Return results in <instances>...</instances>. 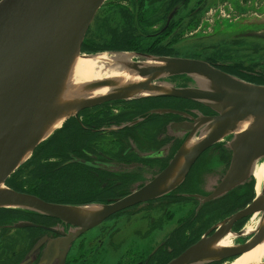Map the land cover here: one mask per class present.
Returning <instances> with one entry per match:
<instances>
[{"label":"water","instance_id":"1","mask_svg":"<svg viewBox=\"0 0 264 264\" xmlns=\"http://www.w3.org/2000/svg\"><path fill=\"white\" fill-rule=\"evenodd\" d=\"M105 2L106 0L0 1V185L4 186L6 180L38 145L55 129L60 128H52L54 122L62 120V125L83 109L111 101L172 97L197 102L214 115L199 114L192 124L182 127L190 133L203 128L199 142L186 148L191 140L189 133L188 139L157 177L111 205L97 207L55 204L6 187L0 189V209H25L75 225L82 232L97 225L111 213L172 191L181 184L199 155L225 137H231L228 145L232 152L229 168L204 202L220 197L245 182L252 173L254 163L264 158V86L241 80L204 61L123 52L131 53L135 59L125 63V68L132 71L139 80L145 79L138 84L117 88L108 82L89 83V88H109L110 92L96 98L61 103L60 96L68 72L74 59L81 54L83 40L97 10ZM140 60L153 61L162 66L138 64ZM190 76L196 78L191 80L188 78ZM164 77L171 79L170 81L189 79L193 85L189 86V82H185L182 86L173 87L168 83L167 86L160 84L156 89L148 88L152 81H162ZM154 112L165 113L168 110ZM247 118L252 119L253 124L244 131L236 132V125ZM256 212L263 213V216L254 238L237 245L231 252L211 249L215 241L232 230L234 222ZM220 224L222 225L218 231L214 229L211 235H204L167 264L221 262L238 257L264 240V194L255 196L243 209ZM31 225L20 223L17 226ZM240 232H236L237 237H241Z\"/></svg>","mask_w":264,"mask_h":264},{"label":"flooded vegetation","instance_id":"2","mask_svg":"<svg viewBox=\"0 0 264 264\" xmlns=\"http://www.w3.org/2000/svg\"><path fill=\"white\" fill-rule=\"evenodd\" d=\"M203 3L189 0H129L131 17L138 21H130V27L142 35L140 24L142 21L149 22L150 29L141 38L144 41L153 40L164 34L166 29L164 41L172 38L175 32V29L172 32L169 30V21L172 18L180 21L200 13L199 7ZM113 9H108L105 13H111ZM119 10H116L117 14H121ZM164 16L167 17L165 23ZM196 31L190 32L187 26L181 31V37H187L186 41L193 40L194 37L205 41L204 36ZM136 52L147 53L152 52V49L141 46ZM261 85L264 86V82ZM190 101L153 97L134 101H111L91 107V110L87 108L89 113L100 112V117L94 115L92 118L101 120L96 123L90 116L85 115L71 119V124H80L79 127L83 130L73 133L79 135L77 142L72 139L67 142L68 146H60L54 155L42 161L49 163L55 172L66 170L67 175H70L69 179L64 180L79 181L73 185L71 191L78 199L75 203L51 202L34 196L61 205L101 207L111 205L142 188L168 166L188 139L189 132L182 127L192 124L199 114L214 115L205 106ZM162 109L168 112H154ZM83 119L86 126L82 125ZM71 133L72 131L61 130L57 131V136L63 134L69 138ZM84 138L87 141H82ZM225 141L224 138L222 142L202 152L181 184L172 191L111 213L85 231L79 232L81 228L56 218L20 215L24 219L28 218L13 225V230L23 231L21 234L5 231V227L0 228V264H167L196 244L204 235H211L215 227L210 229L214 225L243 209L255 197L254 179L250 175L245 182L224 194L227 196L230 193L232 198H242V205L225 206L227 203L222 201L224 195L204 202L205 197L213 192L229 168L232 152L227 147L230 140L223 145ZM209 150L214 151L217 156L209 153L206 156ZM211 158L219 164L224 162L227 168L212 191L207 194L202 185L209 178L203 171ZM249 195L251 198L248 200ZM209 204H213V211L206 209L211 208ZM222 209L225 212L214 217ZM201 213H210L215 219L204 227L199 219L193 220V217L198 218ZM247 218L234 222L232 231H240ZM20 223L32 225L18 227ZM247 240L248 237L239 238L235 243L241 245ZM15 241H22L21 247ZM14 243L16 247H13Z\"/></svg>","mask_w":264,"mask_h":264},{"label":"rangeland","instance_id":"3","mask_svg":"<svg viewBox=\"0 0 264 264\" xmlns=\"http://www.w3.org/2000/svg\"><path fill=\"white\" fill-rule=\"evenodd\" d=\"M1 1V0H0ZM148 1V0H147ZM189 1H197L204 2L201 7L200 13L192 14L187 19H181L180 21H176V19H171L170 22V31L173 33L172 38H166L163 41V38L166 34V29L164 30V34L160 35L157 38H153V40H146L145 45L147 44L148 49H152V52L147 53H157L164 52V55L158 56H169V57H179V58H191L199 61H204L220 69L223 72V68L229 70H233L234 72L243 75V76H258L261 75L264 77V0H189ZM182 2V1H181ZM110 3L115 7L109 6ZM129 0H107L101 9L96 13L90 27L85 35L81 46V53L85 54H95L88 53L85 50L83 51V45L85 43H90L91 45H99L104 44V47L107 48V44L110 45L113 37H115V31L113 29V25L118 23L120 20H127V33L129 34L128 40H132L134 37L140 35L139 31L134 32L130 27V21H134V23H138L133 17H131L130 12H132L131 7H129ZM109 6V7H108ZM123 7V8H122ZM113 9L111 13L105 11L108 9ZM118 8L121 14H117ZM133 8V7H132ZM123 9V10H121ZM117 10V11H116ZM125 17V18H124ZM108 18V19H107ZM166 22V16H164ZM189 27V31L193 32L197 30V34H201L204 36L205 41H199L196 37L193 40L189 39L186 41L187 37H181V31L185 30L186 27ZM137 27L136 25L134 26ZM198 27V28H197ZM125 28V29H126ZM195 34V33H194ZM160 38V39H159ZM178 38V39H177ZM118 39V36L114 38ZM125 40V39H123ZM122 41L118 39L117 45H121ZM127 40L123 43L126 44ZM145 47V48H146ZM85 49H87L85 47ZM113 51V50H111ZM116 51V50H115ZM121 52H128L123 50H117ZM96 52V53H102ZM132 52V51H131ZM136 52V51H135ZM146 53V54H147ZM169 53V54H168ZM155 55V54H154ZM228 73V72H226ZM233 75V74H232ZM234 76V75H233ZM237 77V76H235ZM239 78V77H237ZM241 79V78H240ZM189 79H172L174 83L177 84V87L182 86L183 83H187ZM243 80V79H241ZM248 82V81H247ZM189 86H192L191 82L188 83ZM260 85V84H256ZM87 110V111H86ZM91 110V108H90ZM88 109H84L78 112L79 115H86L89 111ZM75 117H71L63 122L60 128L55 129L52 134L46 138L49 139L55 134L58 130H60L67 122ZM82 125L86 126L85 119L82 120ZM80 125V124H79ZM231 139V137H230ZM225 137L226 144L228 140ZM46 140H43L38 146L43 144ZM229 145V141L227 147ZM37 149V148H36ZM35 149V150H36ZM35 150L29 156V158L19 166L22 167L26 164L33 156H35ZM217 156L214 151L209 150L206 154ZM41 157V156H40ZM50 156L46 158H39V161L44 159H48ZM213 162L215 164L213 165ZM48 164V163H47ZM18 168V169H19ZM227 165L224 166V162L217 163L214 158L209 160V163L205 166V170L203 172L206 173L209 179L208 182L203 184V190L205 193H210L212 189L215 187V184L220 179L222 173L226 170ZM17 169V170H18ZM16 170V171H17ZM15 171V172H16ZM221 173V174H220ZM211 174V175H209ZM70 175V174H69ZM220 175V176H219ZM206 176V177H207ZM10 178V177H9ZM8 178V179H9ZM7 179V180H8ZM28 179V178H27ZM37 181L42 184L44 187V191H42V195L48 199V196H51L53 200L57 202L63 201H71L66 203H75L74 201L78 198L75 197V193L71 194L69 192L70 188L77 184L79 181L75 179H71V181H66L63 178H59L58 174H55L53 179L44 178L40 176L37 177ZM254 179V178H253ZM6 180V181H7ZM5 187L12 189L9 185L5 183ZM75 188V187H74ZM73 188H71L72 190ZM24 191L31 193V189L29 187H24ZM230 193L222 197V201L228 205H232L235 201L234 206L240 204L242 205L241 198L235 199L229 196ZM47 201V200H46ZM213 207V206H212ZM210 209V211L214 210V207ZM28 219V218H25ZM18 213H13L9 211V209H0V228L5 227V231L9 232H18L21 234L23 231L13 230L15 222H19V220H25ZM215 218L210 219L212 221ZM249 220L248 218L245 220L242 227ZM191 221V220H190ZM209 221V222H210ZM204 221L203 219H199V223L201 224ZM213 222V221H212ZM218 224L214 225L210 230L216 227ZM207 226V224H206ZM11 229V230H9ZM242 229V228H241ZM240 229V230H241ZM17 237H14L16 239ZM18 246L21 247L22 241H15ZM220 262H210L206 264H219Z\"/></svg>","mask_w":264,"mask_h":264},{"label":"bare ground","instance_id":"4","mask_svg":"<svg viewBox=\"0 0 264 264\" xmlns=\"http://www.w3.org/2000/svg\"><path fill=\"white\" fill-rule=\"evenodd\" d=\"M107 1V0H106ZM104 5V4H103ZM102 5V6H103ZM101 6V7H102ZM99 8V10L101 9ZM97 10V12L99 11ZM96 12V13H97ZM135 60L131 53L123 52H102L98 54H85L81 53L77 56L68 72L67 80L64 85V89L61 92L60 102L65 103L69 100L76 99H90L96 98L98 96L107 94L110 92L109 88L105 89H95L89 88L87 85L93 82H108L114 87H123L138 84L141 82L135 74L125 68V63H130ZM138 64L143 65H152L154 67H160L162 64L154 63L153 61H143L140 60ZM191 80H194L196 77H188ZM171 79L164 77L163 80L156 79L152 81L149 85V89L159 88L160 84L167 86L169 83L170 86L177 87L178 82L174 83L170 81ZM168 81V82H166ZM164 87V86H163ZM150 92V91H149ZM143 95H136V97H142ZM62 120H57L53 123L52 128H58L61 126ZM245 122V123H244ZM236 125L237 131H244L248 129V126L253 124V120L247 118L246 121ZM203 128L196 130L195 133L189 132L191 140L187 144L186 148H191L199 142V136L203 132ZM222 142V141H220ZM252 178H254V189L253 192L256 197L264 194V158L260 161H256L252 167ZM0 189H6L5 184L0 185ZM20 210V209H18ZM22 210V209H21ZM25 210V209H24ZM263 213L256 212L253 215L249 216V220L240 230L241 237H237L236 231L232 230L224 235L219 240L215 241L211 249L216 251H221L223 253L234 251L237 247L235 241L239 238L248 237L249 240L254 238L257 235V228L260 225L261 218ZM215 228L216 231L220 229L219 226ZM264 262V240L256 244L254 247L248 248L243 254L239 255L236 258L228 259L221 261L220 264H262Z\"/></svg>","mask_w":264,"mask_h":264},{"label":"trees","instance_id":"5","mask_svg":"<svg viewBox=\"0 0 264 264\" xmlns=\"http://www.w3.org/2000/svg\"><path fill=\"white\" fill-rule=\"evenodd\" d=\"M127 21L126 20H120V22H118L117 24L115 23V25H113V29L117 32H115V37L118 36V39L120 41H122L121 45H117L118 39H115V37H113L110 46H107V48L104 47V44H101L102 46L99 45H91L90 43H85L83 45V51L85 50L88 53H96V52H101V51H117V50H123V51H129V52H134V51H138L139 48L141 46H143L144 48L146 47L145 45V41L141 38V36L143 35V33L147 32L151 26V24L149 22L146 21H142V23L139 26V30L142 32V35H138L136 37H134L132 40H128L129 34L127 33V28H126V24ZM126 24V25H125ZM130 24V23H128ZM126 28V29H125ZM125 39V40H123ZM127 40L126 44H123L125 41ZM112 44V45H111ZM85 47L87 49H85ZM147 47L148 44H147ZM146 47V48H147ZM143 51V50H141ZM146 53V52H145ZM155 55H163L164 52H158V53H153ZM224 71L228 72L229 74H233L234 76H237L243 80H246L248 82H251L253 84H263V77L261 75H258L260 78H257L255 76H243L240 75L236 72H234L233 70H229L223 68ZM149 101V100H146ZM191 103H195L193 101H190ZM87 111V110H86ZM97 115V116H101L100 112L98 113H86L85 116H90V119L92 118V116ZM74 120V118H73ZM93 122H96L97 120H101L98 118H92L91 119ZM97 123V122H96ZM64 127V128H63ZM59 131H69L72 133L69 135V138H67L65 135L63 134H59L57 136V132L55 135H53L51 138L47 139L43 144H41L40 146L37 147V149L35 150V156L36 157H32L28 162H26L25 165H23L22 167H20L16 172H14L10 178L7 180L6 184L9 185L11 188H13V190L17 191V192H21V193H28L26 191H24V187H29L31 189V193L28 194H33L39 197H42L48 201L51 202H57L56 200H53L51 196H48V199L46 197H44V195H42V191H44V187L42 186V184L40 182H38L37 177L39 178L40 176L43 177V179L45 178H49V179H53L55 174L59 175V178H63L69 179V175H67L66 170H61L59 173L56 171H53L54 168L52 166L49 165V163H41V161H39V159H37V157L39 158H46L48 156H52L55 154V151L57 152V149L60 148V146H68L67 142H70L73 140H75L77 142V136H79L78 134H74L75 131H83L78 124H71L70 122H67L65 124V126H63ZM82 140V139H81ZM62 141L64 143H62ZM82 141H87L85 138ZM41 156V157H40ZM28 178V179H27ZM71 180V179H70ZM73 188V186L71 187ZM71 188L69 190V192L71 193ZM251 190V188L249 189V191ZM74 191V190H73ZM72 194V193H71ZM251 195H253L251 193ZM233 198L235 199H240V197H235L233 196ZM251 198V196H248V200ZM227 200V199H225ZM60 202V201H58ZM67 202V201H64ZM235 201L232 203L231 207L234 205ZM241 203H243V199L241 198ZM225 206L228 204H224ZM209 207H212L213 204H209ZM216 206V205H215ZM207 210H210L211 208H206ZM9 211L13 212V213H18L19 215H34L36 217L39 218H44L42 215H39L37 213H32V212H28L25 210H18V209H9ZM203 212V211H202ZM225 212L224 209L220 210L218 213L214 214V217L217 215H220L221 213L223 214ZM193 214V212L191 213V215ZM202 214V213H201ZM199 215L198 218H194L193 220L196 221L197 219H203L204 223V227L206 226V224L209 223L210 219H212L213 217L211 216L210 213H204L202 215ZM202 216V217H201ZM13 247H16V243L13 244ZM10 261V260H9ZM220 264V263H219Z\"/></svg>","mask_w":264,"mask_h":264}]
</instances>
